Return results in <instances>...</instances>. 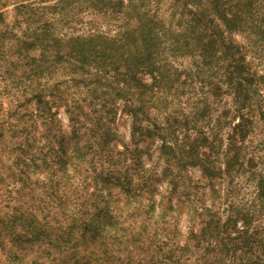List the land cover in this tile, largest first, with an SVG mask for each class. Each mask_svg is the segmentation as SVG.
I'll use <instances>...</instances> for the list:
<instances>
[{"label":"trees","instance_id":"1","mask_svg":"<svg viewBox=\"0 0 264 264\" xmlns=\"http://www.w3.org/2000/svg\"><path fill=\"white\" fill-rule=\"evenodd\" d=\"M68 1L56 0L49 5L44 2L23 4L21 8L26 9L23 19L25 30L16 42L24 43L27 53L38 48V59L62 57L61 47H66L65 56L76 64L73 72H78L82 81H88L85 83L87 89L96 93L95 96L89 94L93 99L87 97L91 106L89 110L84 109V99L73 98L72 103H64L70 138L77 140L69 154L62 145L65 131L59 126L61 120L57 117V110H53V104L61 106L55 91L58 90L57 85L48 91L51 99L44 98L46 93L44 96L38 94V106L43 116L42 143L48 145L54 157L52 164L48 165L55 171H63L56 181L59 188L48 190L45 185L43 207L48 208L50 202L63 207L67 202L71 204L66 206L74 205V210L81 213L80 217L69 219V223L68 217L76 215H68L64 218L66 221L58 220L47 226L60 231L55 239L51 236L55 231L44 228L42 240L53 245L52 251L43 248L44 256H51L52 264H114L117 255L113 244H127L129 239L122 236L126 230L120 222L122 214L111 209L112 197L115 195L117 199L123 195V207L135 203L134 212L138 213L141 208V211L150 213L137 227L136 234L140 238L145 230V221L153 217L151 212L155 207L153 197L156 194H161L158 217L169 212H175L176 217L184 211L179 205H172L167 193L176 191L181 181H187L188 166H199L208 190L201 191L202 197L198 195L202 182L197 180L196 194L202 201L210 199L211 203L206 205L205 202L200 211L196 200V205H191L197 211L188 217L190 226L183 240L175 241L170 233L160 235L154 231L145 253L141 254L135 245L134 251L129 250L128 261L130 264L132 261L135 264H189L188 261L192 260L196 264H264V173L256 169L258 161L254 154L249 155L246 145V139L257 133L258 123L262 119L264 123V110L260 105L264 76L251 70L245 59V46L232 36L237 29H250L251 33L258 31L256 39L249 37V45L264 48V9L260 8L264 6V0H173L169 18L161 14L162 0H92V7L98 8V12L108 13L113 18L123 14L119 34L89 33L63 40L55 35L54 24L58 19H43V11L56 9ZM194 3L200 6L193 7ZM245 16V26L235 24ZM171 54L192 56L194 63L201 66L200 70L209 72L208 80L215 77V81H210L212 95L220 100L223 95L232 97L234 107L230 109L237 118L230 120L229 131L224 137L222 115L214 117L212 110L204 123L193 126L194 130L190 129L191 121L188 123L185 116L177 120L168 113L162 121L148 119L149 108L154 105L144 102L156 101L159 95L156 96L155 88L162 85L172 87L179 79L181 71L168 61V57L173 56ZM32 59L35 60L34 57ZM48 65L45 63L46 68L53 67V64ZM101 72L114 84L110 91H102L109 95V102L96 103L94 99L102 96L98 88ZM147 73L152 78L151 82L144 78ZM224 84L226 89H223ZM133 97L140 98L141 103H133ZM118 98L128 101L123 103V110L132 117L130 142L123 149L116 144L119 138L115 126ZM144 112L148 123L141 117ZM82 138L85 139L84 145L79 143ZM139 140L148 142L150 150L151 144L160 140L156 146L158 158L151 166L141 157ZM135 142L138 144L134 146L132 143ZM128 153L134 155L132 160L127 161ZM89 154L91 156L85 158ZM150 155L151 159L153 153ZM160 161L164 168L161 175L157 171ZM96 162H101V168ZM129 170L136 173L137 186L132 184L133 176ZM46 172L49 173L48 170ZM245 172H249L255 181L252 200L238 203L227 199L225 217L213 211L212 204L220 191L218 183L222 185L223 181L229 180L230 184L237 175ZM43 175L44 183H47L51 176ZM75 178L77 183L73 182ZM61 179L66 180L64 185L73 192L74 196L69 193L71 202L60 193L65 190ZM165 179H168V187L163 192L156 182ZM89 180L95 182L90 189ZM117 187L118 192L114 191ZM182 187L183 192H191L189 184ZM231 189H226L227 195H232ZM90 199L92 206L85 207ZM144 199H149V203L146 204ZM128 227L131 231L126 233L136 228L133 225ZM110 240H113L111 245Z\"/></svg>","mask_w":264,"mask_h":264},{"label":"rangeland","instance_id":"2","mask_svg":"<svg viewBox=\"0 0 264 264\" xmlns=\"http://www.w3.org/2000/svg\"><path fill=\"white\" fill-rule=\"evenodd\" d=\"M27 2L34 5L44 2L45 5H49L56 3V0H0V264H52V261H50L51 256H44L43 248L47 247L49 251H52L53 245L45 244L42 240L44 237L42 231H44V228L55 231V233L51 234L52 238L55 239L60 234V231H57L58 228L47 226L54 225L58 220L66 221L64 218L68 215H76L68 217V223L70 222L69 219L81 216V213L74 210V205L66 206L71 204L67 202H65L66 205L63 207H59L57 202H50L49 207L46 209L43 207L42 198L45 192V185L48 190L59 188L60 185L56 181L59 180L58 174L63 173V171H55L54 168L48 165L52 164L54 157L51 155V149H49L48 145L45 142L44 145L42 143L43 116L42 110L38 106V94L41 93L44 96L46 93L44 98L51 99L48 91L54 85H57L58 90L55 89V91L61 106L58 107L53 104V110H57V117L61 120L59 126L65 131L62 145L68 154L72 152L77 140L70 138V126L64 103L65 101H68V104L72 103L73 98L84 99V109L89 110L91 106L87 103V97L88 99H93L94 97L89 94L94 96L96 94L87 89L85 83L88 81H82L80 74L73 72L76 69V64L65 56L66 47H61L64 54L62 57L49 56L48 59L44 57L38 59L40 52L38 48L27 53L24 43L18 42L16 44L17 37L21 36L23 30H25L26 23L23 19L26 9L24 7L21 8V6ZM161 2V14H165L169 18L173 11V6H170L173 0H162ZM92 4V0H70L64 5L59 4L56 9L42 10L45 12L43 19H53V17L54 20L58 19L54 24L55 35H58L63 40L74 35L86 36L89 33H106L110 36L119 34L122 21H124L122 20L123 14L119 13L117 17L113 18L108 13L98 12V8L92 7ZM198 6L200 5L196 3L193 5V7ZM179 7L181 9L180 4ZM179 7L176 9L178 13L180 12L178 10ZM260 8L264 9V6ZM262 15H264V10ZM247 16L236 21L235 24L245 26ZM253 33H251L250 29H237L232 33V36L245 46L243 51L251 70L264 76V48L262 46L251 47L249 45V37L256 39L258 36V31ZM262 35H264L263 31ZM168 61L181 71L178 74L179 79L177 78V82L172 87L169 86L167 88L162 85L161 88H155V91H157L156 96H159L156 97V101L149 102L147 100L144 102L146 105L153 103L154 106L149 108V118L145 116V112L141 114L143 122L148 123V119L150 121L154 119L162 121L168 113H172L177 120L183 116L187 117L188 123L191 121L189 124L190 129L194 130L193 126L201 125L203 120L208 119V113L212 110L214 117L222 115L221 121L225 125L222 128L224 137L229 131L230 120L235 121L237 118L234 111L230 109L234 107L232 97L223 95L220 100L219 97L212 95L210 81H215V77L208 80L207 73L209 72L200 70L201 66L194 63L195 59L192 56L173 55L168 57ZM45 63L49 64L48 66L53 64V67L46 68ZM100 74L102 75V80L98 82V88L101 89L100 93L102 96L94 100L96 103L109 102V95L102 93V91H110L114 83L111 79L106 78L105 73L101 72ZM144 78L146 81H152L148 73ZM223 89H226L225 84ZM261 96L260 105L264 110V78L262 80ZM125 102L128 101L118 98L116 103L115 126L119 134L116 144L119 149H123L126 143L130 142L132 117L123 110V103ZM133 103L137 105L141 103V99L133 97ZM194 112H197V114H194ZM196 115L199 116L195 117ZM83 118L87 117L84 116ZM180 135L182 134L180 133ZM60 139H56V146ZM84 141V138L80 139V145H84ZM138 143L132 144L134 146L138 144L142 149L140 151L142 152L141 157L146 164L148 163L151 166L158 158L156 146H158L160 140H156L155 143L151 144V150L147 145L148 142L139 140ZM48 144L50 145L49 142ZM246 145L248 146L249 155L254 154L258 161L257 166H255L256 169L264 173L263 119L258 123L257 133L250 135L246 139ZM86 149L88 151L89 147ZM148 153H153L151 159V155H147ZM89 156L91 154L85 158ZM133 157L132 153H128L127 161L132 160ZM99 163L101 162H96L97 166L101 168ZM248 166L250 167V165ZM163 169V162H158L157 171L160 175L163 173ZM45 173L51 176L47 183H44L45 177L43 174ZM129 174L133 176L132 184H136V181H138L136 173L129 170ZM187 174V181H181L176 191L173 190L171 193H167L172 199V205H179L184 211L177 214L176 217L174 216L175 212H169V214L158 217L161 210V194H156L153 197L155 207L153 212H151L153 217L145 221V230L141 232L142 236L140 238L136 234L137 227L142 223L143 218L146 215L149 216L150 213L146 210L144 212L141 211V208L138 209V213L134 212L133 206L135 203L129 207H123L125 202L123 195L118 196L117 199H115V195L112 197L111 209L114 210V213L122 214L120 222L124 225L123 227H126L125 234L122 236L130 240H128L127 244H113V249L117 255L114 260L112 259L114 264H130L127 257L130 255L129 250L134 251L135 245L139 247L137 249H140L141 254H144L148 244H151L154 231H158L160 235L170 233L175 241L184 239V235L190 226L188 217L197 211L191 205H196V200L199 206L198 211H200L205 202L206 205L211 203L210 199L204 202L198 196L202 190H208L199 166H188ZM250 175L249 172H245L242 175H237L230 184L229 180L223 181L222 185L218 183L220 191L212 204L211 208L213 211L225 217L226 215L223 214L227 210V199L231 198L238 203L247 199L251 201L254 195L255 181ZM189 180L193 181L190 183ZM197 180L202 182L200 183L201 188H198L200 192L198 195L195 188L198 184L195 183ZM60 182L65 187V190H61L60 193L71 202L70 194L73 195L72 190L64 185L65 179H61ZM73 182L77 183V178ZM88 183L90 189L93 187L90 185H94L95 182L93 183L89 180ZM186 184L190 185V193L183 192L182 186ZM156 186L164 192L168 187V179L157 181ZM229 187L232 188V192H230L232 195H227L226 189ZM104 188L105 186H103ZM118 190V187L114 188V191L118 192ZM102 192H105V190H102ZM144 200L146 204L149 203V199ZM86 206L88 208L92 206V199L85 203ZM47 221L49 224H47ZM129 225L136 226V228L132 232L126 233L131 231V228L128 227ZM109 242L111 245L113 240ZM142 246L144 248H141ZM148 255L150 256V254ZM132 263L135 264V261H132ZM188 263L196 264L193 260L188 261Z\"/></svg>","mask_w":264,"mask_h":264}]
</instances>
